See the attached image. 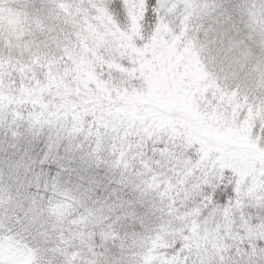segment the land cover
<instances>
[{"label": "snow or ice", "instance_id": "6c2138e0", "mask_svg": "<svg viewBox=\"0 0 264 264\" xmlns=\"http://www.w3.org/2000/svg\"><path fill=\"white\" fill-rule=\"evenodd\" d=\"M0 264H264V0H0Z\"/></svg>", "mask_w": 264, "mask_h": 264}]
</instances>
